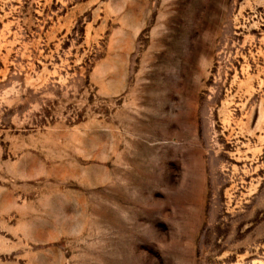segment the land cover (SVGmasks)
Returning <instances> with one entry per match:
<instances>
[{"label":"rangeland","instance_id":"374dc122","mask_svg":"<svg viewBox=\"0 0 264 264\" xmlns=\"http://www.w3.org/2000/svg\"><path fill=\"white\" fill-rule=\"evenodd\" d=\"M0 264H264V0H0Z\"/></svg>","mask_w":264,"mask_h":264}]
</instances>
